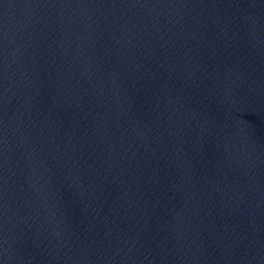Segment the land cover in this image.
Segmentation results:
<instances>
[{
  "label": "water",
  "instance_id": "water-1",
  "mask_svg": "<svg viewBox=\"0 0 264 264\" xmlns=\"http://www.w3.org/2000/svg\"><path fill=\"white\" fill-rule=\"evenodd\" d=\"M0 264H264V0H0Z\"/></svg>",
  "mask_w": 264,
  "mask_h": 264
}]
</instances>
